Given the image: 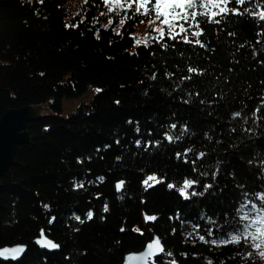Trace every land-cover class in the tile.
Listing matches in <instances>:
<instances>
[{
  "label": "trees",
  "instance_id": "obj_1",
  "mask_svg": "<svg viewBox=\"0 0 264 264\" xmlns=\"http://www.w3.org/2000/svg\"><path fill=\"white\" fill-rule=\"evenodd\" d=\"M106 11L102 0L83 3L77 13L70 0H0V117L12 108L48 107L28 123L31 141L17 147L1 177L0 248H28L20 260L0 264H122L127 252L145 247L147 236L133 230L142 221L155 228L178 264H261L255 256L245 259L253 251L248 244L214 245L199 236L227 239L244 193L261 203L255 194L264 192V119L254 123L252 112L264 98V36L257 35L264 22L231 15L219 26L202 22L206 49L167 36L157 44L156 32L145 46L134 33L147 18L121 27L119 17L100 15ZM110 18L116 22L105 28ZM165 42L168 48L161 46ZM189 66L204 74L181 83ZM91 86L100 91L66 113L64 100L93 91ZM236 111L248 117L246 124L243 116L232 118ZM257 115L264 117V106ZM185 124L189 132L169 143L165 133L180 135ZM189 147V163L178 160L176 153ZM199 152L207 155L193 165ZM152 174L164 183L145 190L142 182ZM185 178L199 180L197 192L206 183L214 187L186 201L167 187L179 188ZM120 180L125 184L117 192ZM145 213L158 219L145 223ZM41 229L60 250L35 244Z\"/></svg>",
  "mask_w": 264,
  "mask_h": 264
},
{
  "label": "snow or ice",
  "instance_id": "obj_2",
  "mask_svg": "<svg viewBox=\"0 0 264 264\" xmlns=\"http://www.w3.org/2000/svg\"><path fill=\"white\" fill-rule=\"evenodd\" d=\"M44 0H38V3L43 4ZM89 0H84L85 4H88ZM103 5L106 7L107 11L100 13L101 16L112 15L119 17L118 23L123 27L126 22L130 19H136L138 17L147 18L149 25H156L153 27L152 31L159 33V36L155 38L156 43L160 44V41L164 40V37L167 36L168 40L174 42H183L189 45H197L201 49H206L207 44L203 42L200 37L204 35L205 30L201 26L202 22L212 25H221L227 18L231 16L243 17L249 16L254 18L255 23L260 24L264 22V0H102ZM253 4V6L247 7L248 4ZM115 6V7H113ZM116 21L112 18L109 19V25H105V28H108ZM144 19H140V23H144ZM158 22V23H157ZM195 22V23H193ZM195 28L196 30H192ZM113 31L117 35H120V31L117 28H113ZM228 36H234L235 33L228 32ZM258 36H264V28H261V31L257 33ZM97 39L99 36L97 35ZM136 43H141L140 40H136ZM257 43H260V40H257ZM145 46H147L145 42ZM163 48H168L169 44L167 42L161 45ZM175 47V44L172 45ZM244 47V45H240ZM238 63V61H237ZM261 63H264L262 61ZM187 73L190 75L184 76L181 78V83L184 81H191L193 75L201 76L204 74L202 69L197 67L189 66L186 69ZM43 75V74H41ZM166 75L171 76L173 74ZM157 77L155 74L152 75L151 79L155 80ZM264 83V82H262ZM97 92L100 89L96 90ZM192 95L191 93L189 94ZM198 97L199 92L195 93ZM188 100H185L184 103H188ZM201 104L204 103L203 100L200 101ZM264 106V98L261 99L260 105H258L252 112V117L254 118V123L260 122L264 117L257 115L261 112V107ZM243 116L244 123H247L248 117L243 115L242 111H236L232 113V118H240ZM178 125L173 123L170 125L171 129H177ZM236 128H232L231 132H236ZM242 131L252 133L251 128H243ZM139 132V128H137ZM188 126L185 124L180 127V135H172L168 132L165 133V138L169 143H174L175 141L181 140L183 135L188 133ZM206 139H211L208 133H205ZM119 143V141H117ZM140 141L137 140L136 144L139 146ZM159 143V142H157ZM194 151L193 148L189 147L185 149L184 153H176V158L179 160L184 158L185 163H189L187 156L189 153ZM207 154L205 152H199L196 159H193L191 163L196 164L197 160H202ZM119 159V157L117 158ZM251 163V162H249ZM264 164V160L261 161ZM193 171H196L194 168ZM220 173V165L217 163L215 171L212 173V179L215 181L217 175ZM201 176H207V173H201ZM100 182L104 181V177H99ZM152 182L151 184L149 182ZM145 186V190L153 187L156 184L164 183V178H157L156 174L148 175L146 179L142 182ZM199 180L185 178L182 182V185L177 188L175 184L168 183L167 187L171 189H176L180 196L184 200H191L192 197L204 196L206 193H209L213 189V183H206L203 185V191H195V187L199 184ZM125 184V181L120 180L116 183L115 188L117 192H120ZM77 188H83L84 183L81 182L76 185ZM192 189V191H189ZM257 199L261 203L257 204L252 199L248 197L247 193H244V199L239 204V207L236 209L238 215L236 217L237 224L234 226L233 231L227 234V239L223 240H206L204 235H200L199 239L205 243L211 244H248L251 246L253 251L247 252V258H253L254 256L261 261V264H264V192L255 194ZM122 198V197H121ZM47 209L49 206L44 205ZM104 212H108V205L105 204L103 207ZM87 219L91 220L93 218V212L89 211L87 214ZM180 218V213L176 214V219ZM204 218V217H202ZM55 217H52L49 220V223L55 221ZM76 220L83 223L79 216L75 217ZM158 217L156 215L144 214L145 223L149 221H156ZM210 223L215 224V221L208 218ZM194 230L200 228L199 224L193 225ZM134 231L143 235V232L140 228H134ZM121 231H125L124 228H121ZM175 232V229H173ZM213 234L212 228L208 229L207 235L211 236ZM189 236L192 233L188 234ZM36 243L42 247H47L48 249H58L59 244L55 243L45 235L44 229L40 230L39 238ZM25 251V246H16L12 248H3L0 250V256H4L6 253L10 254L12 258H17L21 253ZM157 254H163L166 257H173L170 260L166 261V264H178L175 260L173 253L170 250H166L161 242L160 237L153 238L150 242L147 243L146 249L139 257L129 256L128 259H139V258H149ZM181 255L186 256V253ZM152 264H155L153 260ZM207 264H213L212 260H208Z\"/></svg>",
  "mask_w": 264,
  "mask_h": 264
},
{
  "label": "water",
  "instance_id": "obj_3",
  "mask_svg": "<svg viewBox=\"0 0 264 264\" xmlns=\"http://www.w3.org/2000/svg\"><path fill=\"white\" fill-rule=\"evenodd\" d=\"M44 110L46 109L42 108L41 106L28 105L19 108L8 109L4 113V115L0 117V187H1V177L14 163L15 152L17 147L21 144H26L31 141V133L28 129V123L34 120L35 118H37L38 116L42 115V112ZM140 229L147 236L145 247L140 251L127 252L124 256L122 264H152L153 260L155 261V264H159L157 259L162 254H157L149 258H139V259H131V260L128 259L129 256L139 257L140 254L145 251L147 243L150 242L155 237H160L164 248L166 250H169V248H167L164 245L162 237L156 232L154 227L150 225H145L142 221L140 224ZM45 235L49 239L57 243L55 240L50 238L46 234V232ZM38 238L39 236L35 238L34 242L39 248L47 250L49 252L60 250V247L58 249H48L47 247L40 246L38 243H36ZM16 246H25V251L15 259L12 258L10 254L6 253L4 256H0V260H4V261L20 260L27 251L28 248L27 244H15L11 246H4L1 247L0 250H2L3 248H12Z\"/></svg>",
  "mask_w": 264,
  "mask_h": 264
},
{
  "label": "rangeland",
  "instance_id": "obj_4",
  "mask_svg": "<svg viewBox=\"0 0 264 264\" xmlns=\"http://www.w3.org/2000/svg\"><path fill=\"white\" fill-rule=\"evenodd\" d=\"M83 3H84V0H70V5H71V9L73 13L79 12ZM155 26L156 25H149V23L145 24L144 26H139L138 30L134 33L136 39L140 40L141 42L151 41V40H145V38L147 39L152 38V35H154V32L152 31V29ZM90 89H92L93 91H87L85 95H81L78 98H66L63 103L65 106V112L68 113L69 111H72L74 108L79 106L81 103L88 102L90 98H92L94 94L97 92L96 91L97 89L94 88L93 86H91ZM41 107L46 109L43 112H46L48 110V107L45 105H41Z\"/></svg>",
  "mask_w": 264,
  "mask_h": 264
}]
</instances>
